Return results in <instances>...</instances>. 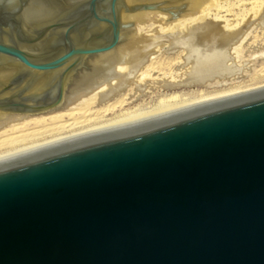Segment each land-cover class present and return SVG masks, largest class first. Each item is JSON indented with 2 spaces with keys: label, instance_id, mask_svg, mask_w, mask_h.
Here are the masks:
<instances>
[{
  "label": "water",
  "instance_id": "water-1",
  "mask_svg": "<svg viewBox=\"0 0 264 264\" xmlns=\"http://www.w3.org/2000/svg\"><path fill=\"white\" fill-rule=\"evenodd\" d=\"M176 0H0V110ZM0 264H264V86L0 157Z\"/></svg>",
  "mask_w": 264,
  "mask_h": 264
},
{
  "label": "bare ground",
  "instance_id": "bare-ground-1",
  "mask_svg": "<svg viewBox=\"0 0 264 264\" xmlns=\"http://www.w3.org/2000/svg\"><path fill=\"white\" fill-rule=\"evenodd\" d=\"M235 7L233 0H176L126 23L113 49L86 57L68 77L57 107L0 110V157L263 87L264 81L244 86L212 81L236 69L240 58L246 30L230 26L239 15ZM259 17L264 27V8ZM177 64L184 69L179 78H159ZM151 72L157 76L145 82Z\"/></svg>",
  "mask_w": 264,
  "mask_h": 264
},
{
  "label": "rangeland",
  "instance_id": "rangeland-1",
  "mask_svg": "<svg viewBox=\"0 0 264 264\" xmlns=\"http://www.w3.org/2000/svg\"><path fill=\"white\" fill-rule=\"evenodd\" d=\"M233 2L236 4L235 11H238L239 15L236 20L230 21V26L246 30L244 41L238 48L240 58L234 63L236 69L224 75L218 74L213 77L212 81L223 82L226 86H244L262 82L264 81V27L259 14L264 8V0H258L254 3L245 1H240V3L234 0ZM243 17H248V19L244 20ZM180 67L177 64L168 72L160 74L159 78H162L164 74L169 78L171 75L179 78L184 70ZM151 76H157V74L151 72L144 81L151 80ZM134 91L135 89H131L129 92L133 93Z\"/></svg>",
  "mask_w": 264,
  "mask_h": 264
}]
</instances>
